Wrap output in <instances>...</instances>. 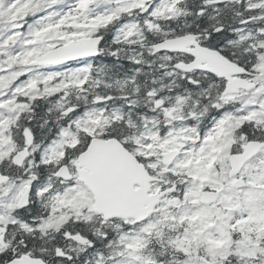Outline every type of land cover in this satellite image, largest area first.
Segmentation results:
<instances>
[{
  "label": "snow or ice",
  "instance_id": "obj_1",
  "mask_svg": "<svg viewBox=\"0 0 264 264\" xmlns=\"http://www.w3.org/2000/svg\"><path fill=\"white\" fill-rule=\"evenodd\" d=\"M0 264H264V0H0Z\"/></svg>",
  "mask_w": 264,
  "mask_h": 264
}]
</instances>
